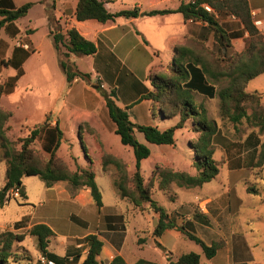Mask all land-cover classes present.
Instances as JSON below:
<instances>
[{
  "label": "trees",
  "instance_id": "obj_1",
  "mask_svg": "<svg viewBox=\"0 0 264 264\" xmlns=\"http://www.w3.org/2000/svg\"><path fill=\"white\" fill-rule=\"evenodd\" d=\"M205 6H208L210 11H207ZM31 7L32 4L27 3L12 10L0 9V32L8 24L24 18ZM172 12L152 11L147 15H165ZM174 12L181 13L185 20L201 21L211 27L218 38L217 51L230 50L232 40L243 38L245 33L247 36L243 38V49L240 52L234 51L229 57V62L224 66L222 65L224 61L217 56V52L212 53V61H207L189 48L177 47L171 53L173 59L166 62L162 71H157L154 67L149 75L151 89L145 91L142 100L150 101L151 109L157 112V116L169 120L178 118V122L167 129L161 130L157 126L134 123L127 109L116 105L113 92L103 93L108 115L115 126V134L124 146L130 147L133 151L135 172L132 176L128 175L123 161L113 156L106 157L102 161V167L106 169L107 166L113 165L117 169L119 176L113 184L122 199H126L140 209H144V205L148 204L159 216L153 232L156 238L175 225L167 211L153 199L155 183L157 182L159 191L167 193L171 184L185 188L202 187L219 175V162L213 158V139L218 133V127L209 119L205 106L195 102V94L210 99L218 98L222 121L234 126L246 124L258 129V133L264 134L263 95L246 91L248 83L264 73V36L253 22L248 0H190ZM138 16L137 9L110 13L101 0H79L75 13V18L80 22L97 20L106 23L119 17L137 18ZM225 17L235 18L242 26V31L228 34L220 24V19ZM49 19L52 23L53 19L51 17ZM51 35L59 67L67 83L71 85L75 80L88 81L89 74L80 72L71 62V58L95 55L97 52L95 44L81 36L74 28L64 33L55 29ZM13 53L18 59L19 67L30 55L29 51L20 47H16ZM224 80L227 81V85L218 89V85ZM4 89L5 84L0 83V100ZM11 118L12 113L0 106V148L7 163L5 183L0 189V207H4L12 199L10 194L15 190L19 191L21 198L26 199L23 178L38 177L46 187H52L57 182H67L75 189L89 188L95 205L100 210L103 201L95 174L79 167L71 171L57 156L64 135L58 123L50 129L51 119L47 116L46 121L30 130L26 137L11 141L7 136L11 131V126L8 125ZM190 120L193 123V131L198 134L194 141L196 162L193 165L197 168L196 175L155 167L149 180L145 181L141 173V163L151 156V151L146 144L139 141L136 133L142 134L149 144L174 147L176 131L184 129ZM42 134L45 135L43 151L49 154V158L41 162L35 157L32 147ZM255 143L258 152L252 167L259 168L264 164V141L256 140ZM47 144L50 146L47 147ZM247 193L261 195V191L255 187H248ZM194 217L203 224L209 223L208 218L198 211L194 213ZM22 227L25 226L18 224L16 229ZM181 229L190 240L201 246L207 259L215 256L218 251L216 245L208 247L190 231L184 227ZM28 235L36 238L39 252L46 261L54 264H69L76 263L81 257L78 255L69 262L71 255L60 257L50 252V240L54 233L46 224L32 226L28 230ZM24 239L25 235L11 231L0 233V264H18L23 259L31 261L30 256L22 258V255L13 252L14 244L21 243ZM83 243H86L88 251L81 264H100L97 258L101 253L103 242L96 235H89L83 239ZM156 245L160 246L158 243ZM167 261L169 264H200V255L192 252L181 256L176 262L169 257ZM110 264H125V262L120 256H116ZM136 264L155 263L140 259Z\"/></svg>",
  "mask_w": 264,
  "mask_h": 264
},
{
  "label": "crops",
  "instance_id": "obj_2",
  "mask_svg": "<svg viewBox=\"0 0 264 264\" xmlns=\"http://www.w3.org/2000/svg\"><path fill=\"white\" fill-rule=\"evenodd\" d=\"M101 1L104 2L107 11L110 13L137 9L139 16L137 18L119 17L106 23H101L97 20L80 22L75 18L79 0H0V9L3 10H12L27 3L32 4L24 18L13 24H8L1 30L0 50L6 49V51L12 50L14 52L15 48L18 47L15 42L21 37H27V41L22 42L28 43L30 46L28 49L30 48L32 52L40 54L44 46L51 49L55 64L60 69L51 32L56 29L58 32L64 33L68 29H76L81 36L95 44L97 52L93 56H73L71 62L78 66L80 60H89L91 68L95 71L93 75L94 88L104 91L108 88L109 91L106 93L113 92L115 95L113 100L116 105L122 109H127L132 120L133 117L149 116V113H151L150 101L142 100V96L147 89H151L149 75L162 55L171 54L177 47L189 48L193 51L191 48L192 44L203 43L206 47L209 45L213 47L216 43L219 46L214 30L206 23L185 20L181 13L174 12L182 4L189 3L190 0ZM248 3L253 22L264 36V0H248ZM166 10L173 12L165 15H147V13L152 11ZM50 17L53 19L52 23L49 19ZM223 19L224 24H226L224 29L228 34L242 31V26L235 18L225 17ZM220 24L223 25L221 22ZM3 36L4 39L7 38L6 40L9 39L8 41L13 43V47L8 44V41H3ZM243 36L246 37L247 34L245 33ZM243 38L237 40L243 41ZM232 41L231 44H234L235 40ZM28 49L24 50L28 51ZM240 51L238 50L237 52ZM221 53L228 57L230 56L229 50L221 49ZM80 82L81 80H75L73 84ZM86 87H89V85ZM246 91L262 94L264 101V73L251 80L247 85ZM104 106H106L105 100ZM103 113H108V111ZM81 117L79 116L75 120L76 126H79ZM64 120L65 116L60 114L59 118L56 117L50 120L49 128H54L58 123L60 130L65 134ZM136 124L154 126L153 124H144L140 121ZM8 125L11 126L9 122ZM44 136L43 134L41 140L42 150ZM146 145L150 149V157H152V146L155 145L147 142ZM49 146L50 144H47V147ZM45 153L48 154L46 151ZM233 167L238 170L240 163ZM6 169L7 163L2 171L4 178L2 186L5 183ZM114 181L115 179L111 180L110 178L105 183L109 187L107 196L104 194L101 185L97 183L103 201V207L100 210L96 207L89 188L75 189L71 187L69 189V183L67 182H57L52 187H46L43 183L38 193L40 196L39 205L35 210L45 205L49 199H54L56 205L60 208L62 206H70V208L75 206L79 210V215L68 214L67 220L76 221L82 227H89V221H91L92 227L90 226L91 230L88 232L79 234L77 238L76 235L70 236L67 234L56 223L55 217L30 220L31 226L29 228L40 223L49 226L54 233L50 244L52 242L58 243L63 249L61 254L49 250L50 252L60 257L71 255L69 256V262L72 261V258L78 255L81 256L76 263L72 262L69 264H81L83 262L88 247L86 243L82 242L85 249L79 248L80 244L74 243V240H83L89 235H96L103 242L101 253L97 258L100 264H110L116 256H120L125 264H136L140 259L155 264H169L167 261L168 257L176 262L181 256L192 252L200 255V264H264V258L260 253L261 246L259 243L261 241L253 240L254 234L251 230L248 232L245 225H243L241 211L243 207L241 198L243 197L231 185L230 180H228L229 188L227 190H219V193H215L216 196H213L211 192H191L193 196L187 199L184 197L182 206L175 209H165L175 227L165 230L158 238L153 236V232L157 226L159 216L153 210L142 214L138 209L136 211V209L130 207L129 202L126 199H122L115 189ZM175 186L180 189L185 188ZM203 186L195 188L202 190ZM24 187L26 199L28 200L30 197L25 185ZM244 191L246 192L245 188ZM246 195L252 194L246 192ZM177 196L172 201L178 200L179 195ZM105 199H111L110 202L112 204L106 202ZM262 200L263 204V196ZM56 209V211L60 212V209ZM196 211L204 214L208 218L209 223L203 224L196 220L194 217ZM57 214L59 215V213ZM92 215H94L93 218ZM181 217L187 218L186 223L183 225L180 224ZM63 220H60L62 224H64L66 219ZM182 227L190 231L208 247L216 245L218 251L215 256L207 259L201 246L183 234ZM129 229L135 235V246L132 249L129 246V236L131 235ZM140 235L141 237L139 238ZM143 235L147 236L144 237ZM61 238H65L66 242L62 241ZM141 238L144 240H141L142 243L139 244L138 241ZM156 243L160 246H157ZM74 249L76 250L74 251L75 253L71 251Z\"/></svg>",
  "mask_w": 264,
  "mask_h": 264
},
{
  "label": "rangeland",
  "instance_id": "obj_3",
  "mask_svg": "<svg viewBox=\"0 0 264 264\" xmlns=\"http://www.w3.org/2000/svg\"><path fill=\"white\" fill-rule=\"evenodd\" d=\"M220 22L223 26L226 25L224 24V19H220ZM2 39L4 42L9 40H6L7 38L4 39V36ZM27 39V37H21L15 42V45L22 44L30 47L28 43L22 42L27 41ZM234 42V44L232 43V49L229 50L230 55L234 51L242 50L244 47L242 40L235 39ZM8 44L13 47V43L10 41H8ZM210 46L206 47L203 43L192 44L191 48L197 55L202 56L207 61H212V53L217 52V56L224 61L222 62L223 66L229 62L230 56L228 57L222 54L221 51H217L216 43L213 47ZM28 51H31V49L29 48ZM29 53L28 58L19 67L18 59L12 50H0V83L5 84L0 106L12 113V119L9 121L12 127L7 134L8 138L11 141L24 138L29 134L30 130L42 125L46 121L47 116L53 119L59 118L60 114H63L65 116L63 121L65 134L57 151V156L71 171H75L78 167L92 171L95 174L97 183L101 185L104 194L107 196L109 187L105 183L110 178L111 180L116 179L119 173L113 165L103 169L102 161L106 157L113 156L123 161L128 175L132 176L135 172V158L132 149L121 143L120 138L114 132L115 126L108 113H103L104 111L107 112L106 106H104L103 93L108 92L109 89L106 88L104 91L94 88L93 75L95 71L91 68L89 60H80L78 66L76 65L80 72L89 74V80H81L78 84L72 83L69 85L65 81V75L55 64L51 49L44 46L40 54L32 51ZM172 59V54L162 55L157 61L155 69L162 71L166 62ZM26 61L27 64L24 66ZM87 85L89 87H86ZM226 85L227 81L224 80L218 85V89ZM194 100L197 104L205 106L209 119L215 122L218 127V133L213 139V158L219 162V175L215 180L203 186L202 190L199 188L180 189L171 184L167 193H164L157 189L156 182L153 199L164 209H175L183 205L184 197L187 199L193 196L191 192H211L213 196H216L215 193H219V190H227L229 188L228 180H230L231 185L243 197L241 198L243 201L241 209L242 223L248 232L251 230L254 234L253 240L261 241L259 243L261 246L260 253L264 258V203L262 204V196L264 195V164L259 168L252 167L257 159L258 152L255 142L256 140L263 142L264 134L258 133V129L251 128L246 124L234 126L222 121L218 98L210 99L195 94ZM150 111L149 116L133 117L132 121L134 123H138V121L144 124L150 123L161 130L167 129L178 122V118L169 120L168 118L157 116V112H153L151 108ZM79 116L82 117L80 118L79 126H76L75 120ZM136 135L140 142L146 144L142 134L136 133ZM42 136L32 147L35 157L41 162L49 158V155L42 150ZM197 137L198 134L193 131V123L190 120L184 129L176 131L174 147L152 146V157L141 163V173L145 181L149 180L155 167L196 174L197 168L193 164L196 162L194 141ZM239 163V169L235 170L233 166ZM5 165L6 161L2 152H0V188L4 182L2 171ZM23 181L30 198L28 200L21 197L12 198L4 207H0V233L11 231L25 235L23 242L14 244L13 252L22 255V258L30 256L31 261L23 259L18 264H45L42 261L44 258L39 252L36 238L28 235L29 226H31L30 220L55 217L56 223L70 236L76 235V238L79 234H84L91 230V221H89L91 227H82L76 221L67 220L68 214L79 215V210L75 206H72V208L70 206H62L60 208L56 205L54 199H49L45 205L35 210L39 205L40 196L38 193L43 182L38 177H25ZM71 187L69 184V189ZM248 187L258 188L261 191V195H246ZM177 195H179L178 200L172 201L178 197ZM105 200L112 204L110 202L111 199ZM128 204L136 211L138 209L142 214L152 211L148 204L144 205L145 209L136 208L131 203ZM56 208L60 209V212L56 211ZM58 219L66 220L62 224V221ZM186 219V217H181L180 224L186 223ZM18 224L25 227L16 229ZM129 233L131 234L129 236V246L132 249L135 246V235L131 229H129ZM143 236L146 237L147 235ZM141 240L144 239L141 238L138 241L139 244L142 243ZM62 241L66 242V239L64 238ZM82 242V239L74 240V243L80 244L79 248L85 249ZM49 250L60 254L63 252L60 245L55 242L49 245ZM71 251L75 253L74 251L76 250Z\"/></svg>",
  "mask_w": 264,
  "mask_h": 264
},
{
  "label": "built area",
  "instance_id": "obj_4",
  "mask_svg": "<svg viewBox=\"0 0 264 264\" xmlns=\"http://www.w3.org/2000/svg\"><path fill=\"white\" fill-rule=\"evenodd\" d=\"M205 9L207 11H210V8L208 6H205ZM18 47H23L24 49H28L27 46L25 45H21V44H17ZM11 198H20V195H19V191L18 190H15L13 191L11 194H10ZM43 263L45 264H54L53 262H50V261H46L45 259H42Z\"/></svg>",
  "mask_w": 264,
  "mask_h": 264
}]
</instances>
